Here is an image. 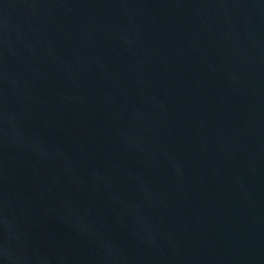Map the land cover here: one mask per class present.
Returning a JSON list of instances; mask_svg holds the SVG:
<instances>
[{"label":"water","instance_id":"obj_1","mask_svg":"<svg viewBox=\"0 0 264 264\" xmlns=\"http://www.w3.org/2000/svg\"><path fill=\"white\" fill-rule=\"evenodd\" d=\"M0 264H264V0H0Z\"/></svg>","mask_w":264,"mask_h":264}]
</instances>
